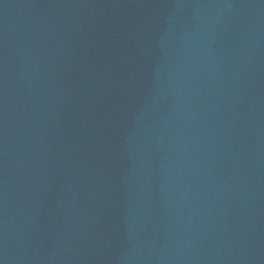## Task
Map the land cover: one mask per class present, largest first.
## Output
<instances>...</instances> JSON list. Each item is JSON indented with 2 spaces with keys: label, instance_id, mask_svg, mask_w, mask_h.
I'll list each match as a JSON object with an SVG mask.
<instances>
[{
  "label": "water",
  "instance_id": "water-1",
  "mask_svg": "<svg viewBox=\"0 0 264 264\" xmlns=\"http://www.w3.org/2000/svg\"><path fill=\"white\" fill-rule=\"evenodd\" d=\"M0 264H264V0H0Z\"/></svg>",
  "mask_w": 264,
  "mask_h": 264
}]
</instances>
